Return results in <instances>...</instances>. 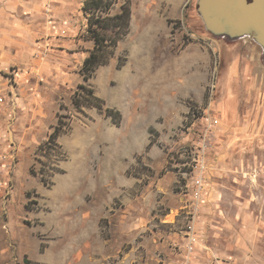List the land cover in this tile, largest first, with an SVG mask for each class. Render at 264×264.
<instances>
[{
    "label": "rangeland",
    "instance_id": "rangeland-1",
    "mask_svg": "<svg viewBox=\"0 0 264 264\" xmlns=\"http://www.w3.org/2000/svg\"><path fill=\"white\" fill-rule=\"evenodd\" d=\"M84 3L67 23L58 0H0V50L26 26L37 39L34 66L0 54V264H264L263 47L209 30L198 0H118L128 33L85 81L82 59L51 47L88 36ZM80 84L101 109H76ZM32 88L59 109H25L16 93ZM53 123L59 151L43 146Z\"/></svg>",
    "mask_w": 264,
    "mask_h": 264
},
{
    "label": "trees",
    "instance_id": "trees-1",
    "mask_svg": "<svg viewBox=\"0 0 264 264\" xmlns=\"http://www.w3.org/2000/svg\"><path fill=\"white\" fill-rule=\"evenodd\" d=\"M118 0H85L82 7L88 20V37L94 41L93 48L89 51L88 56L83 62L81 74L87 81L98 67L108 64L113 58L115 48L120 39H122L129 30L131 10L127 5H122L119 12L111 13L114 5ZM125 59H119L118 68L123 66ZM99 101V102H98ZM73 103L78 111L81 105H93L102 108L101 101L94 95L93 91L88 89L86 85L80 84L74 93ZM106 114L115 116L117 110L107 107ZM59 124H61L59 122ZM60 126H55L53 133L49 139L55 140L60 131ZM46 142L43 144V146ZM27 261V260H26Z\"/></svg>",
    "mask_w": 264,
    "mask_h": 264
},
{
    "label": "crops",
    "instance_id": "crops-1",
    "mask_svg": "<svg viewBox=\"0 0 264 264\" xmlns=\"http://www.w3.org/2000/svg\"><path fill=\"white\" fill-rule=\"evenodd\" d=\"M60 4H56L54 7L55 9L54 11V15L55 16H60L61 18H63L64 22L69 23L70 20L65 19L68 18L70 15H68L65 9L67 7V5L69 4V0H58ZM53 5H54V1H52ZM70 7H67V9H69ZM53 22V21H51ZM56 28V26H53ZM61 28H65L68 29V27L65 25ZM86 25L83 23V32L85 31ZM33 30V31H32ZM60 30L57 29L56 33H54L53 30H51L50 33L52 34H58ZM63 31V29H62ZM76 28H72L71 31L70 29H68V33L66 35H70L67 39H64L62 37H58L57 35H53L55 41H51V44L54 46H51L52 49H54L55 51H58L59 54L64 57L65 59H73V57L78 56L82 59V61L84 62L85 58L88 56L89 51L92 49L93 45H83L86 44L87 42H92L89 41L87 38L88 36H83V38L78 37L75 33ZM65 35V36H66ZM14 41L16 43H18V47H14V48H4V50H0V54L2 53V61L4 62V64H6L5 66H10V65H14V64H18V65H24L27 67H31L36 65V60L33 55L34 52L37 48V46L34 44L37 39H36V32L34 31V29H31V26H26L21 28V37L19 39H14ZM4 43V42H3ZM62 63V61L57 60L56 61V65H60ZM84 82V81H83ZM82 82V83H83ZM20 87H18L19 90ZM54 93L53 94H45L42 95L40 94V96L37 98L36 92L34 90V88H32V90H25L23 89L21 92H19L20 98L18 96V94L16 93V99L19 100L20 104L23 103L24 108L25 109H31V110H35L37 113H40V111L45 110V108H51L52 112H54L55 108L59 107L57 104L56 107V103H55V99L56 96ZM50 104L53 106L50 107ZM59 109V108H57ZM45 117H38V119L40 120V124L44 123L48 124L50 123V121H45L43 120ZM56 126V123L53 125L51 124L48 128V135H50L51 133H53L54 128ZM61 134L58 135V138L60 137ZM44 137V136H43ZM63 141L65 142V139L63 138ZM74 150H76V146L74 148Z\"/></svg>",
    "mask_w": 264,
    "mask_h": 264
},
{
    "label": "water",
    "instance_id": "water-1",
    "mask_svg": "<svg viewBox=\"0 0 264 264\" xmlns=\"http://www.w3.org/2000/svg\"><path fill=\"white\" fill-rule=\"evenodd\" d=\"M198 11L212 32L251 35L264 49V0H198Z\"/></svg>",
    "mask_w": 264,
    "mask_h": 264
},
{
    "label": "built area",
    "instance_id": "built-area-1",
    "mask_svg": "<svg viewBox=\"0 0 264 264\" xmlns=\"http://www.w3.org/2000/svg\"><path fill=\"white\" fill-rule=\"evenodd\" d=\"M53 145H54V140L53 141L49 140V145H44V147L47 151H50V149H52ZM195 169H197V171H196L197 176H196L194 184H193V187H194L193 196H194L195 201H197V203L200 204V202L203 200L204 191H205V188H204V182H205L204 161H202V163L200 162V164L197 165L195 167ZM0 184H1V181H0ZM194 233H195V230H194V228L191 227L190 228V234L188 235L189 236L188 248H189L190 252H192L194 250V243L196 242V238L193 235ZM186 260H188V258ZM184 264H186V263H184Z\"/></svg>",
    "mask_w": 264,
    "mask_h": 264
},
{
    "label": "bare ground",
    "instance_id": "bare-ground-1",
    "mask_svg": "<svg viewBox=\"0 0 264 264\" xmlns=\"http://www.w3.org/2000/svg\"><path fill=\"white\" fill-rule=\"evenodd\" d=\"M153 28V27H152ZM152 31V30H151ZM150 32V31H149ZM253 33H255L256 34V32L255 31H253ZM148 34V33H147ZM149 52V51H148ZM47 142V141H46ZM46 145H49V143H46ZM51 151H59V146H58V144L56 143V142H54V145H53V147H52V149H50Z\"/></svg>",
    "mask_w": 264,
    "mask_h": 264
}]
</instances>
